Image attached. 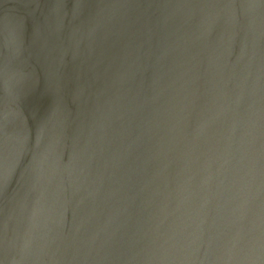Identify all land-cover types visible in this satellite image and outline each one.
<instances>
[{
  "label": "water",
  "instance_id": "water-1",
  "mask_svg": "<svg viewBox=\"0 0 264 264\" xmlns=\"http://www.w3.org/2000/svg\"><path fill=\"white\" fill-rule=\"evenodd\" d=\"M0 264H264V0H0Z\"/></svg>",
  "mask_w": 264,
  "mask_h": 264
}]
</instances>
